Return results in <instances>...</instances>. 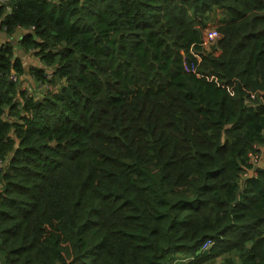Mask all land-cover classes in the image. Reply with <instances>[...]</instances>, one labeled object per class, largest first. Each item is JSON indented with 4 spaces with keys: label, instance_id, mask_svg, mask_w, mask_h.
Masks as SVG:
<instances>
[{
    "label": "trees",
    "instance_id": "16d2710c",
    "mask_svg": "<svg viewBox=\"0 0 264 264\" xmlns=\"http://www.w3.org/2000/svg\"><path fill=\"white\" fill-rule=\"evenodd\" d=\"M0 31L5 264H264V0H6Z\"/></svg>",
    "mask_w": 264,
    "mask_h": 264
},
{
    "label": "built area",
    "instance_id": "2783aa9c",
    "mask_svg": "<svg viewBox=\"0 0 264 264\" xmlns=\"http://www.w3.org/2000/svg\"><path fill=\"white\" fill-rule=\"evenodd\" d=\"M6 0H0V4L4 3ZM216 28V27H215ZM214 27H205L201 30V38H200V47L203 51H209L210 48L216 44L217 40L220 37V34ZM200 58V57H199ZM211 77L209 80H212ZM11 80L15 81L16 78L11 76ZM227 85H223L226 87ZM230 90V89H229ZM257 94L258 100L264 103V93L262 91H257L255 94H251L252 98ZM262 159V151L258 148L256 151L248 154V162L254 167L257 168L259 161ZM207 244L205 243L202 249L206 248Z\"/></svg>",
    "mask_w": 264,
    "mask_h": 264
},
{
    "label": "rangeland",
    "instance_id": "374dc122",
    "mask_svg": "<svg viewBox=\"0 0 264 264\" xmlns=\"http://www.w3.org/2000/svg\"><path fill=\"white\" fill-rule=\"evenodd\" d=\"M217 23H218V17H214V21L213 22L212 21L208 22V24H207L206 27H214L215 28V27H217ZM37 60L38 59L34 55H31V54H27L24 57V62L26 64L27 63L33 64V61H37ZM25 71L28 72V70H25ZM34 86H35V84L32 83V80L28 76H27V78H25V81L20 85L21 88L24 87L25 89H27V88H33ZM29 92L34 93L33 89L32 90H29ZM259 148L261 149L262 152L264 151V145H262V146L260 145ZM0 264H5V261H4V253L1 250H0ZM216 264H219V261H217Z\"/></svg>",
    "mask_w": 264,
    "mask_h": 264
},
{
    "label": "crops",
    "instance_id": "0c3cea01",
    "mask_svg": "<svg viewBox=\"0 0 264 264\" xmlns=\"http://www.w3.org/2000/svg\"><path fill=\"white\" fill-rule=\"evenodd\" d=\"M24 32V30H22V29H19V30H17V32H15L14 34H13V36H12V38L15 40V42L17 43L19 40H20V38H21V34ZM19 54H21L22 52H19V51H17ZM26 63L24 62L23 63V65L25 66V68H26V70H29L30 68V65H31V63H27L26 65H25ZM33 64L34 65H38V60L37 61H33ZM33 88H37L36 87V85L33 87ZM22 89H25L24 87H22ZM29 90V89H28Z\"/></svg>",
    "mask_w": 264,
    "mask_h": 264
},
{
    "label": "water",
    "instance_id": "95a60500",
    "mask_svg": "<svg viewBox=\"0 0 264 264\" xmlns=\"http://www.w3.org/2000/svg\"><path fill=\"white\" fill-rule=\"evenodd\" d=\"M5 36H6V34H5L4 32H1V31H0V38H4ZM10 41H11L12 44H15V43H16L15 40H14L13 38L10 39ZM18 51L21 52L20 49H19ZM263 164H264V162H263V160H261V161H259L257 167H260V168H261V167H263ZM238 193H239V191L237 192L236 197L238 196ZM8 264H11L10 260L8 261Z\"/></svg>",
    "mask_w": 264,
    "mask_h": 264
},
{
    "label": "clouds",
    "instance_id": "9594fccd",
    "mask_svg": "<svg viewBox=\"0 0 264 264\" xmlns=\"http://www.w3.org/2000/svg\"><path fill=\"white\" fill-rule=\"evenodd\" d=\"M216 28H217V27H216ZM218 32H219V31H218ZM219 34H220V33H219ZM210 50H211V48H210ZM210 50H209V51H210Z\"/></svg>",
    "mask_w": 264,
    "mask_h": 264
}]
</instances>
